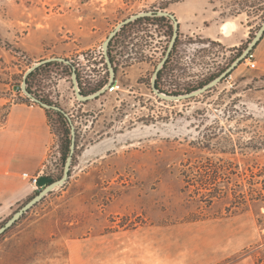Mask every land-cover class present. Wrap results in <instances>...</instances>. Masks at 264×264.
<instances>
[{"label": "rangeland", "instance_id": "1", "mask_svg": "<svg viewBox=\"0 0 264 264\" xmlns=\"http://www.w3.org/2000/svg\"><path fill=\"white\" fill-rule=\"evenodd\" d=\"M158 12L178 28L154 79ZM263 26L264 0H0V131L20 108L49 135L37 186L0 202V264H264V202L230 209L264 178Z\"/></svg>", "mask_w": 264, "mask_h": 264}, {"label": "crops", "instance_id": "2", "mask_svg": "<svg viewBox=\"0 0 264 264\" xmlns=\"http://www.w3.org/2000/svg\"><path fill=\"white\" fill-rule=\"evenodd\" d=\"M218 31L221 34L220 28ZM234 32L235 28L229 36L221 35L230 38ZM48 143V127L42 112H25L20 108L10 112L0 131V202L21 196L20 177L23 173L34 174L44 160Z\"/></svg>", "mask_w": 264, "mask_h": 264}, {"label": "trees", "instance_id": "3", "mask_svg": "<svg viewBox=\"0 0 264 264\" xmlns=\"http://www.w3.org/2000/svg\"><path fill=\"white\" fill-rule=\"evenodd\" d=\"M140 20V19H139ZM138 21V20H137ZM136 21V22H137ZM135 22V23H136ZM129 25H131V23L125 25L121 32L123 30H125L126 27H128ZM119 36V34H118ZM111 44L109 45V49H108V54L111 55ZM110 60L113 62L111 56H110ZM55 63H50V62H46L44 66L49 67L51 65H53ZM41 69V67L36 68L31 74H29V76L27 77V79L25 80V84L29 83V80L32 76H34L39 70ZM116 68H114V72L116 74ZM28 93H31L30 88L28 87L27 89ZM57 115L59 117H62L59 113H57ZM70 149V142H67V144L65 145V150L63 152V161L66 160L68 154H69V150ZM213 172V171H212ZM252 177H262L261 173L255 174ZM220 179V175H219V171H215L212 174L203 172V174H201V184L202 186L205 187V189L211 191L209 193H206L207 195H210V199H213L214 196H212V191H216L217 187H218V183ZM221 193V190H220ZM219 193V195H220ZM218 199H221V196L217 197ZM262 201L264 202V178L262 180H259L257 182H255L254 180H250L249 181V186H248V192L247 195L245 194H236L234 193L231 197V201H230V209L234 208V209H239V208H243L245 207L249 202H259ZM209 202H212V200H210Z\"/></svg>", "mask_w": 264, "mask_h": 264}, {"label": "water", "instance_id": "4", "mask_svg": "<svg viewBox=\"0 0 264 264\" xmlns=\"http://www.w3.org/2000/svg\"><path fill=\"white\" fill-rule=\"evenodd\" d=\"M159 16H164V17H168V18H170L172 21H173V23H174V34H173V37H172V40H171V42H170V45H169V47H168V49H167V52H166V54H165V57H164V59L162 60V62H161V64L158 66V68H157V70H156V72H155V74H154V79H155V77L157 76V72L159 71V69L164 65V63L166 62V60L168 59V57H169V55H170V52H171V50H172V48H173V45H174V42H175V39H176V36H177V21L175 20V18H174V16L172 15V14H170V13H168V12H158L157 13ZM143 16V14H139V15H136V16H133V17H131V18H129V19H127V20H125L124 22H122V24H121V26L122 25H124V24H127V23H129V22H131V21H134V20H136V19H138V18H140V17H142ZM263 31H264V26L261 28V30H260V32H259V35H258V37H257V40L260 38V36L262 35V33H263ZM115 34H116V31L115 32H113L107 39H106V41L104 42V44H103V51L104 52H107L108 51V45H109V42L111 41V39L115 36ZM257 40H256V42H257ZM255 42V43H256ZM254 43V44H255ZM108 58V57H107ZM57 60V59H56ZM48 61H51V60H48ZM48 61H45V62H48ZM52 61H54V60H52ZM45 62H41V63H45ZM40 63V64H41ZM107 63H108V68H109V70H110V78H111V80H110V82H109V84H111L112 82H113V80H114V77H115V72H114V69L112 68V65H111V62L109 61V59H107ZM230 71V70H229ZM222 79V77H220V78H218L215 82L217 83V82H219L220 80ZM214 82V83H215ZM214 83H211V84H209L208 86H206V87H204L203 89H201V90H199V91H197V92H194V93H192V94H188V95H184V96H180V97H176V98H172V97H167V96H162V95H160L159 94V96L160 97H162V98H164V99H183V98H190V97H192V96H194V95H196V94H198V93H200V92H203V91H205L207 88H209V87H211ZM152 88H153V90H154V92H156L157 91V89H156V87H155V82L153 81L152 82ZM75 92H76V96H77V98L78 99H80V100H82V101H88L91 97L90 96H82L81 94H80V92H79V89L77 88V89H75ZM42 106H45V107H47V108H51L50 106H48V105H46V104H43L42 103ZM71 148L70 149H73V146L71 145L70 146Z\"/></svg>", "mask_w": 264, "mask_h": 264}, {"label": "built area", "instance_id": "5", "mask_svg": "<svg viewBox=\"0 0 264 264\" xmlns=\"http://www.w3.org/2000/svg\"><path fill=\"white\" fill-rule=\"evenodd\" d=\"M250 58H251V56H250ZM250 62H251V60H250ZM249 64H251L250 65L251 67L255 66L254 63H249ZM110 90H114L113 85L111 86ZM23 177L28 178L29 183L32 184L33 186H37V183H38V177L37 176H29L27 173H24Z\"/></svg>", "mask_w": 264, "mask_h": 264}, {"label": "bare ground", "instance_id": "6", "mask_svg": "<svg viewBox=\"0 0 264 264\" xmlns=\"http://www.w3.org/2000/svg\"><path fill=\"white\" fill-rule=\"evenodd\" d=\"M231 28V30H230ZM233 30V26L231 23H225L221 25L220 32L223 36H229V32Z\"/></svg>", "mask_w": 264, "mask_h": 264}]
</instances>
